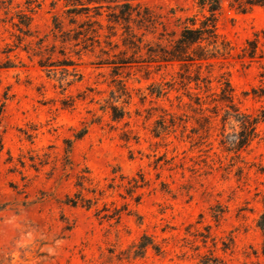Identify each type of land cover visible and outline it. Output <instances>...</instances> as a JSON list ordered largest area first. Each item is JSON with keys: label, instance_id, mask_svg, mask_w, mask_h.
<instances>
[{"label": "rangeland", "instance_id": "374dc122", "mask_svg": "<svg viewBox=\"0 0 264 264\" xmlns=\"http://www.w3.org/2000/svg\"><path fill=\"white\" fill-rule=\"evenodd\" d=\"M136 2L157 18L145 39L164 44L217 6V32L234 48L213 74L228 72L241 112L262 114L264 6L249 8L246 0ZM29 7L31 35H25L17 14ZM67 8L65 0H0V264H194L206 252L226 264H264L258 225L264 120L248 150L238 156L225 151L223 110L209 136L193 131L198 123L186 104L178 62L158 66L143 55L119 68L109 64L125 49L126 32L123 24L107 27V9L99 17L101 45L79 52L73 42L63 44L60 33L56 39L54 17L64 30L71 27ZM111 32L119 47L107 44ZM256 33L262 52L240 57ZM40 44L55 64L75 65L49 75L25 49ZM62 68L78 71L62 80ZM111 105L125 109V117L113 120ZM170 112L182 118L174 126ZM226 127L239 129L233 121ZM144 238L149 245L143 249Z\"/></svg>", "mask_w": 264, "mask_h": 264}, {"label": "trees", "instance_id": "16d2710c", "mask_svg": "<svg viewBox=\"0 0 264 264\" xmlns=\"http://www.w3.org/2000/svg\"><path fill=\"white\" fill-rule=\"evenodd\" d=\"M137 0H65L66 17L69 19V29L64 30L63 21L54 17V28L58 31L60 41L63 44L73 42V46L82 50H88L96 43L101 45V29L104 28L103 22L99 18L103 15V9H107V24L108 28L114 29L115 25L123 24L126 34H122V45L125 49H121L119 53L114 54L110 58L109 64H113L115 68L133 63L135 57L146 55V61L158 63V66L167 65L178 62L181 70L178 72L180 83L185 87V95L190 99L186 104L193 111L192 118L198 123V126L193 128L196 133H201L209 136L212 129L216 126L217 117L220 111L223 110L221 122V138L220 144L225 151L234 152L240 155L241 151L248 150L252 142L258 137L257 125L261 120H264V111L262 114L251 115L241 112L235 102L234 88L229 79L228 72H219L218 75L213 74L216 65L221 64L223 59L228 58L232 54V43L222 38L217 32L215 8H209L210 15L205 16L200 20L197 18L190 19V24L185 25L179 37L169 40L168 44L161 41H153L145 39L147 32L154 33L156 28V17L149 7H144ZM38 3V0H27V3ZM249 8L254 5L264 6V0H246ZM40 5V4H38ZM29 12H21L17 14L18 22L16 26L25 35H31L30 29L33 21V7H29ZM114 23V24H111ZM135 25V27H134ZM137 29V30H136ZM145 29L139 33L138 30ZM27 32L29 34H27ZM264 33V30H263ZM116 32H111L105 35L107 44L114 47H119V43L112 40V36ZM161 39V37H159ZM260 37L256 33L253 38L246 41L242 48L240 57L254 59L258 56L262 49L259 46ZM27 52L32 51L33 55L38 56L39 65L49 72H57L60 65L69 67L75 65L74 62H65L63 64H55L52 59L44 53L40 46L34 49H27ZM103 49V48H102ZM132 50V54H129ZM77 51V53H78ZM145 51V54H141ZM63 54H66L63 52ZM138 54V55H137ZM72 71H78L75 68ZM69 68H62L59 71L61 79L66 80L72 74ZM214 81L216 85L214 86ZM121 82H119L120 84ZM120 87V86H119ZM121 87L126 91L125 86ZM121 88V89H122ZM163 89V88H162ZM195 90V91H194ZM159 91V93L165 94ZM257 95V90H254ZM260 95V94H258ZM111 117L115 121L123 119L127 113L125 109L111 105ZM170 115L171 125L177 124L179 116L176 113H167ZM166 117L163 116V119ZM182 120V118H179ZM235 122L239 129L234 128L233 132L227 131V123ZM167 123V120H164ZM162 124V127L168 125ZM86 133V128L80 132L77 137L81 138ZM156 135L159 131L156 130ZM230 136V140L227 138ZM72 201L73 205H77L78 201ZM83 201V200H81ZM259 227L264 231V212L261 214L258 221ZM149 245L145 242V238L141 242V247L144 249ZM155 251L159 252L160 248L153 246ZM194 264H226L225 261L213 252H206L199 256Z\"/></svg>", "mask_w": 264, "mask_h": 264}]
</instances>
